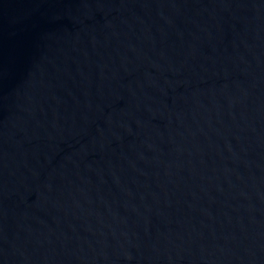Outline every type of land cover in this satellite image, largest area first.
I'll use <instances>...</instances> for the list:
<instances>
[{"label": "water", "instance_id": "water-1", "mask_svg": "<svg viewBox=\"0 0 264 264\" xmlns=\"http://www.w3.org/2000/svg\"><path fill=\"white\" fill-rule=\"evenodd\" d=\"M0 264H264V0H0Z\"/></svg>", "mask_w": 264, "mask_h": 264}]
</instances>
